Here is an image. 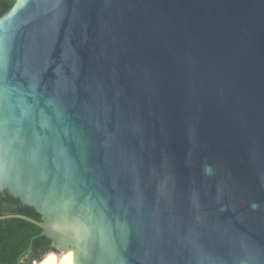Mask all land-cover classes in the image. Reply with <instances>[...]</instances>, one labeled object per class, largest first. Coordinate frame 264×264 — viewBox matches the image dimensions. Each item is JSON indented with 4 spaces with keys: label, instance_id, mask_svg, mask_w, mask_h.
I'll return each mask as SVG.
<instances>
[{
    "label": "water",
    "instance_id": "water-1",
    "mask_svg": "<svg viewBox=\"0 0 264 264\" xmlns=\"http://www.w3.org/2000/svg\"><path fill=\"white\" fill-rule=\"evenodd\" d=\"M0 194L33 264H264V0H10Z\"/></svg>",
    "mask_w": 264,
    "mask_h": 264
},
{
    "label": "trees",
    "instance_id": "trees-1",
    "mask_svg": "<svg viewBox=\"0 0 264 264\" xmlns=\"http://www.w3.org/2000/svg\"><path fill=\"white\" fill-rule=\"evenodd\" d=\"M13 5L10 0H0V17ZM19 215L36 222L40 216L31 207L7 193L0 194V216ZM40 230L26 222L8 219L0 221V264L40 263L48 254L55 253L50 241L39 237Z\"/></svg>",
    "mask_w": 264,
    "mask_h": 264
}]
</instances>
